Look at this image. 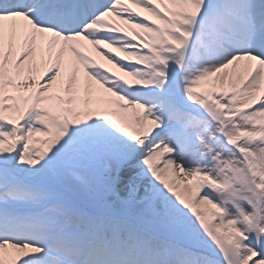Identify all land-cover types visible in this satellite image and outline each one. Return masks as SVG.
<instances>
[{"label": "snow or ice", "instance_id": "1", "mask_svg": "<svg viewBox=\"0 0 264 264\" xmlns=\"http://www.w3.org/2000/svg\"><path fill=\"white\" fill-rule=\"evenodd\" d=\"M0 264H264V0H0Z\"/></svg>", "mask_w": 264, "mask_h": 264}]
</instances>
